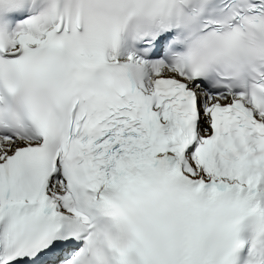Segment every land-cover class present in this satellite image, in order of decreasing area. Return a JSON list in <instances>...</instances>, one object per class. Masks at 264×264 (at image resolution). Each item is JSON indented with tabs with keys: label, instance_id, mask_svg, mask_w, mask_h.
Masks as SVG:
<instances>
[{
	"label": "snow or ice",
	"instance_id": "6c2138e0",
	"mask_svg": "<svg viewBox=\"0 0 264 264\" xmlns=\"http://www.w3.org/2000/svg\"><path fill=\"white\" fill-rule=\"evenodd\" d=\"M0 264H264V0H0Z\"/></svg>",
	"mask_w": 264,
	"mask_h": 264
}]
</instances>
